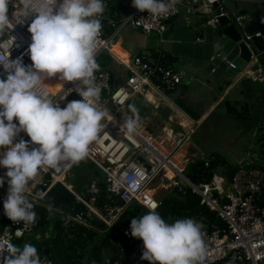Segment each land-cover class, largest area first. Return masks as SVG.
Returning a JSON list of instances; mask_svg holds the SVG:
<instances>
[{
  "label": "built area",
  "instance_id": "2783aa9c",
  "mask_svg": "<svg viewBox=\"0 0 264 264\" xmlns=\"http://www.w3.org/2000/svg\"><path fill=\"white\" fill-rule=\"evenodd\" d=\"M225 1L186 0L193 11L210 15L208 23L212 26L217 25L219 16L228 15L224 6ZM35 2L36 0H33V3ZM59 2L62 0H58V4ZM24 11V0H10L11 25L0 33V62H5L9 58L12 60L22 58L25 66L32 64L28 53L32 36L28 27L35 14L24 17L22 16ZM178 13V3L166 15L158 17L134 7L124 22L143 33H162L167 28L168 21ZM99 18L102 19V16ZM240 18L241 16L234 17L236 21ZM255 35L259 36L260 32ZM249 38L250 36H246V39ZM96 44L95 59L100 53L110 49V40L105 36L103 29ZM162 57V54L156 57L135 54L132 63L136 68H130V74L119 85L110 82L107 70L95 71V83L101 86V98L97 104L101 110L107 112V116L102 121L104 129L97 141L89 146V154L85 159L103 175L100 178H92L84 193L80 194L64 179H59L72 167L61 164L56 169L41 170L34 180L29 181L26 195L32 203L43 205L50 188L55 183H60L71 192L74 202L85 208L86 215L95 216L109 227L130 203L137 202L143 207L147 203H155L158 210L163 199H156V191L175 190L184 193L188 187L199 196L200 204L213 210L225 224L219 228L214 224L202 223L206 249L203 264H264V204L258 203L264 187V168L252 167L248 162H244L238 165L241 167L240 170L235 172L232 181L228 182L227 169L220 171L216 165L209 181L193 183L185 176L186 169L198 161L190 146L193 128L182 125L183 129H176L170 125H163L155 132L151 124L141 120L138 121L134 133L130 134L127 129L121 128V124L132 117L127 105L136 94L140 93L148 101L150 93L166 105L175 107L168 96V91L175 89L182 82V75L165 66L161 62ZM247 75L251 79L261 80L264 79V70L257 66L247 71ZM59 76L60 74H57L43 80L37 89L38 92L54 102H59L61 108L66 107L68 102L82 100L75 91L79 81L61 80L56 89L49 86L48 82L56 80ZM6 78L7 73L0 64V79ZM69 90L70 94L63 99ZM154 101L151 100L152 103H155ZM14 123L18 121L14 120ZM20 139L28 141L30 148L39 147L32 144L30 137L24 132L20 133L16 141ZM5 150L0 149V155ZM138 158L142 160L139 161ZM201 161L208 167L211 160L202 158ZM1 172L6 174L7 169L0 166ZM100 181H103L105 191L121 200V204L110 206L104 212L96 204L101 192ZM225 183L229 185L227 189L224 188ZM7 194L8 184L5 180L0 189V252L4 251L9 243L18 247L19 241L24 239L25 242H29L34 235L33 223L14 222L5 215L3 204ZM54 210L60 214L68 213L57 208ZM68 217L77 224H83L85 221L82 211L71 213ZM49 235L50 231L47 228L44 237ZM142 253L143 243H136L131 249L122 245L117 251L116 258H106L104 264H149L147 260L141 259ZM3 255L10 254L5 250ZM40 258L41 264H53L50 259Z\"/></svg>",
  "mask_w": 264,
  "mask_h": 264
},
{
  "label": "clouds",
  "instance_id": "9594fccd",
  "mask_svg": "<svg viewBox=\"0 0 264 264\" xmlns=\"http://www.w3.org/2000/svg\"><path fill=\"white\" fill-rule=\"evenodd\" d=\"M10 0H0V33L11 25ZM179 0H133V7L151 16L166 15ZM38 5V6H37ZM22 16L35 14L28 27L32 42L28 53L32 61L25 66L22 58L0 62L7 78L0 79V166L7 169L8 194L4 213L14 222L34 223L37 213L26 195L29 181L41 170L71 167L84 160L89 146L97 141L105 125L107 112L98 107L101 86L95 83L99 69L95 59L96 41L101 34L100 16L103 0H24ZM60 74L62 81H79L75 91L82 100L59 102L38 92L43 80ZM69 92H66L63 99ZM18 121V123H14ZM139 117H129L122 129L134 133ZM21 132L28 141L16 138ZM5 179L0 177V187ZM149 211L132 219L130 234L143 241L141 259L149 264H203L205 244L203 224L194 218L168 223L156 211L155 203L145 205ZM51 213V207L48 208ZM7 251L10 255L4 256ZM0 252V264H41L37 248L25 243L22 248L11 243Z\"/></svg>",
  "mask_w": 264,
  "mask_h": 264
},
{
  "label": "crops",
  "instance_id": "0c3cea01",
  "mask_svg": "<svg viewBox=\"0 0 264 264\" xmlns=\"http://www.w3.org/2000/svg\"><path fill=\"white\" fill-rule=\"evenodd\" d=\"M108 1L115 10L112 17L107 16L103 29L110 49L100 53L96 62L99 69L112 74L113 84H121L130 68H136L132 63L135 54H162L161 62L182 75V82L168 91L175 107L150 93L148 101L140 93L132 98L158 109V115L153 113L155 125L193 128V155L198 160H217L220 171L226 170V165L244 162L264 168V79L247 75L254 62L232 75L223 72L213 76L207 70V59L220 29L208 23L210 15L193 11L186 0H179V13L162 33H143L124 22L134 9L133 0ZM224 6L230 16H241L246 24L258 23L260 29L264 28V0H226ZM257 65L264 70L263 60ZM229 107L235 112L231 113ZM236 112H244L246 118H239ZM202 128L209 132L210 141L197 140Z\"/></svg>",
  "mask_w": 264,
  "mask_h": 264
},
{
  "label": "trees",
  "instance_id": "16d2710c",
  "mask_svg": "<svg viewBox=\"0 0 264 264\" xmlns=\"http://www.w3.org/2000/svg\"><path fill=\"white\" fill-rule=\"evenodd\" d=\"M111 2L103 0L105 11L102 19H100L102 29L107 27V22H105L107 16L112 17L114 15L115 10ZM131 102H133L132 106ZM127 108H130L132 110L131 113L136 117L138 116L141 120L143 119V113L146 111V103L130 99ZM228 110L231 113L235 112L233 107H229ZM236 115L242 119L246 118L244 112L242 114L236 112ZM210 160L208 167L201 160L196 161L186 169L185 176L193 183L209 181L212 170L217 165V160ZM229 168L230 166L226 165V169L228 170ZM94 177L100 178L97 171L91 175L89 181ZM87 184L84 186V190ZM99 184L101 192L96 204L102 212L110 206L121 204L120 199L105 191L103 181H100ZM41 188L39 187V189ZM62 190L63 185L55 183L48 191L46 198H44L43 205L33 203V210L37 213V218L33 223L34 236L27 243L37 248L40 257H44V249L47 248L53 264H104L106 258H116L120 246L124 245L131 249L134 244L142 242L141 239L134 238L130 234L132 219H136L149 211L139 203L132 202L127 205L112 225L108 227L95 216L86 215L85 208L79 203L71 202L66 214L53 213L54 207L50 199L58 195ZM258 203L264 204V187ZM161 205L163 210L158 209L156 211L168 223L190 217L201 223L214 224L219 228L225 225L213 210L200 204L199 196L191 192L188 187H186L184 193L175 190L171 191L162 200ZM49 207L52 209L51 213L48 211ZM76 211L84 213L85 221L83 224H77L69 219L68 215ZM48 227H50L51 233L49 236L44 237V232ZM38 231L43 233L41 238L35 237V233Z\"/></svg>",
  "mask_w": 264,
  "mask_h": 264
},
{
  "label": "water",
  "instance_id": "95a60500",
  "mask_svg": "<svg viewBox=\"0 0 264 264\" xmlns=\"http://www.w3.org/2000/svg\"><path fill=\"white\" fill-rule=\"evenodd\" d=\"M217 26L220 30L217 32L218 36L212 44V50L207 59V70L213 76H219L223 72L232 75L235 71L244 70L252 62H254L251 65L252 68H256L259 60L264 61V28L260 29L258 23L246 24L245 18L241 17L239 21H236L228 14L217 18ZM257 32H260L259 36L255 35ZM246 36L250 38L246 39ZM109 74L112 83V74ZM138 160L141 161L142 158ZM240 168L237 165L227 170L228 182L232 181L233 174ZM0 177L8 179L4 172L0 173ZM71 199V192L63 186V190L50 201L54 208L68 211ZM159 210H163L162 205ZM44 257L50 259L47 248L44 249Z\"/></svg>",
  "mask_w": 264,
  "mask_h": 264
},
{
  "label": "rangeland",
  "instance_id": "374dc122",
  "mask_svg": "<svg viewBox=\"0 0 264 264\" xmlns=\"http://www.w3.org/2000/svg\"><path fill=\"white\" fill-rule=\"evenodd\" d=\"M60 81H61L60 78L57 77L56 80L50 81V83H52L53 85L58 87L59 84H60ZM133 102H131V106H132ZM157 110L158 109H155L153 105L146 104V111L142 115L143 119H141L142 121H145V122H148V123H150V121H152L151 124L153 125L155 132L159 130L158 126L155 125V119L153 117V113H156L158 115V111ZM128 112L133 116L134 119L136 118V116L131 113L132 110L130 108H128ZM209 138H210L209 132L205 131L204 128H202V132L197 136V140L198 141L205 140V142H206L208 140L210 141ZM96 171L99 173L100 177L103 175L92 163H89L86 159H84V160L80 161L79 163L72 165V167L64 175L63 179L76 192H78L80 194H83L84 193V189H83L84 186L88 183L89 178L91 177V175L94 172H96ZM228 186H229L228 183L224 184V188L225 189H227ZM157 190H159V189H157ZM159 192L160 191H156L155 197H156L157 200H159L160 198L164 199L171 191L167 190L165 192H160V193ZM72 202H74V199H72ZM54 212H57V211L53 209V213ZM48 228H49V231L51 233L50 227H48ZM36 236L37 237H42L43 233L38 231V232L35 233V237ZM25 243H26L25 240L22 239L21 241L18 242V247L22 248V246ZM138 243L141 244V243H143V241L142 242H138Z\"/></svg>",
  "mask_w": 264,
  "mask_h": 264
},
{
  "label": "bare ground",
  "instance_id": "6f19581e",
  "mask_svg": "<svg viewBox=\"0 0 264 264\" xmlns=\"http://www.w3.org/2000/svg\"><path fill=\"white\" fill-rule=\"evenodd\" d=\"M49 83V86L52 88V89H56V86L55 85H53L52 83H50V81L48 82ZM62 176H60L59 177V179H61L62 180Z\"/></svg>",
  "mask_w": 264,
  "mask_h": 264
}]
</instances>
